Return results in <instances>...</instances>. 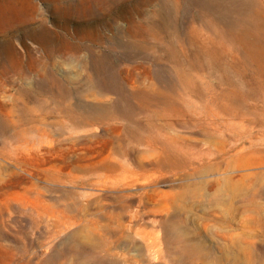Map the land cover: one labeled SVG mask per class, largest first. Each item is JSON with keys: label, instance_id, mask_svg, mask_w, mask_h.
Here are the masks:
<instances>
[{"label": "rangeland", "instance_id": "obj_1", "mask_svg": "<svg viewBox=\"0 0 264 264\" xmlns=\"http://www.w3.org/2000/svg\"><path fill=\"white\" fill-rule=\"evenodd\" d=\"M0 264H264V0H0Z\"/></svg>", "mask_w": 264, "mask_h": 264}, {"label": "bare ground", "instance_id": "obj_2", "mask_svg": "<svg viewBox=\"0 0 264 264\" xmlns=\"http://www.w3.org/2000/svg\"><path fill=\"white\" fill-rule=\"evenodd\" d=\"M242 120V119H241ZM242 129V128H241ZM252 136V135H251Z\"/></svg>", "mask_w": 264, "mask_h": 264}]
</instances>
